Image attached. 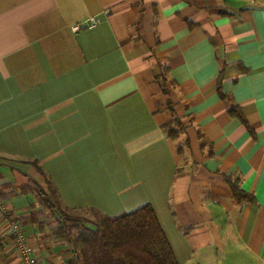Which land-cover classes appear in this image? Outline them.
<instances>
[{"label":"crops","instance_id":"obj_1","mask_svg":"<svg viewBox=\"0 0 264 264\" xmlns=\"http://www.w3.org/2000/svg\"><path fill=\"white\" fill-rule=\"evenodd\" d=\"M45 179L74 210L150 204L179 264H264V0H0V264L13 221L74 257Z\"/></svg>","mask_w":264,"mask_h":264},{"label":"trees","instance_id":"obj_2","mask_svg":"<svg viewBox=\"0 0 264 264\" xmlns=\"http://www.w3.org/2000/svg\"><path fill=\"white\" fill-rule=\"evenodd\" d=\"M167 105L171 106L169 101ZM174 122L181 126L179 132L171 126ZM182 126L175 117L164 124L170 138H175ZM177 149L181 151L180 146ZM229 184L234 201L254 200L236 182ZM50 192L48 195L36 186L40 201L55 215L52 236L59 242L68 243L72 249L74 257L67 264H179L150 204L114 216L88 208L95 212L91 219L74 215L69 210L72 208L61 206L54 189Z\"/></svg>","mask_w":264,"mask_h":264},{"label":"built area","instance_id":"obj_3","mask_svg":"<svg viewBox=\"0 0 264 264\" xmlns=\"http://www.w3.org/2000/svg\"><path fill=\"white\" fill-rule=\"evenodd\" d=\"M85 23L86 25L90 26L94 24V20L91 19ZM80 25V23L74 24L73 28L78 29ZM0 209L2 212H5V207L3 204H0ZM10 234L12 236L13 245L19 255L21 264H42V262L37 258V255L30 245V242L19 222H12Z\"/></svg>","mask_w":264,"mask_h":264},{"label":"rangeland","instance_id":"obj_4","mask_svg":"<svg viewBox=\"0 0 264 264\" xmlns=\"http://www.w3.org/2000/svg\"><path fill=\"white\" fill-rule=\"evenodd\" d=\"M171 126L176 130V132H179V130L181 129V126H178L175 122ZM178 146H180L181 149H182V148L185 147V144L183 142H179ZM37 188H40L41 190H44L45 193H47L48 195H50L51 194L50 191H52L51 186L48 184L46 179L44 180L43 184H38ZM69 210L74 215H79V216L85 215L86 217L91 218V219H94V217H95V212L94 211L81 210V209H79V210H77V209H75V210L74 209H69Z\"/></svg>","mask_w":264,"mask_h":264}]
</instances>
